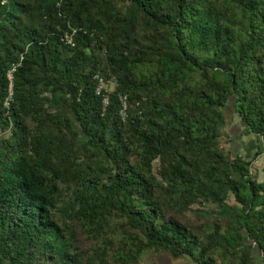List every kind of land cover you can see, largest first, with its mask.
Segmentation results:
<instances>
[{
  "label": "trees",
  "instance_id": "1",
  "mask_svg": "<svg viewBox=\"0 0 264 264\" xmlns=\"http://www.w3.org/2000/svg\"><path fill=\"white\" fill-rule=\"evenodd\" d=\"M230 100L264 147V0H0V264H264Z\"/></svg>",
  "mask_w": 264,
  "mask_h": 264
},
{
  "label": "rangeland",
  "instance_id": "2",
  "mask_svg": "<svg viewBox=\"0 0 264 264\" xmlns=\"http://www.w3.org/2000/svg\"><path fill=\"white\" fill-rule=\"evenodd\" d=\"M111 86L108 85V88ZM227 125L222 130L220 145L226 152L238 155L250 163V173L256 177L257 181L262 179V167L264 165V147L257 142L256 138L247 134L236 114L233 113L231 100L226 108ZM262 151L261 154H257ZM229 200V204H230ZM254 260L256 264H263L258 258V252L254 250ZM139 264H192L189 260L180 258L173 259L165 254L154 255L144 253Z\"/></svg>",
  "mask_w": 264,
  "mask_h": 264
},
{
  "label": "built area",
  "instance_id": "3",
  "mask_svg": "<svg viewBox=\"0 0 264 264\" xmlns=\"http://www.w3.org/2000/svg\"><path fill=\"white\" fill-rule=\"evenodd\" d=\"M67 43H70V38H67ZM11 77H9L10 79ZM96 80H97V87H96V92L99 93L100 91H108V85H110V83L113 81V79L109 80V81H105L103 78L96 76ZM124 98L121 99L122 101V105H123V110L125 108V103H124ZM103 104L106 105L107 101L104 100ZM121 115H123V111L120 112Z\"/></svg>",
  "mask_w": 264,
  "mask_h": 264
}]
</instances>
